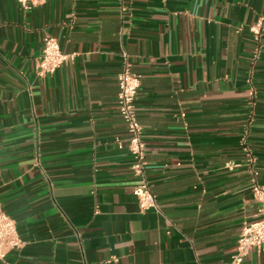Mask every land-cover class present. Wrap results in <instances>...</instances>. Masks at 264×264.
I'll return each mask as SVG.
<instances>
[{
	"label": "crops",
	"instance_id": "0c3cea01",
	"mask_svg": "<svg viewBox=\"0 0 264 264\" xmlns=\"http://www.w3.org/2000/svg\"><path fill=\"white\" fill-rule=\"evenodd\" d=\"M264 0H0V264H226L264 183ZM71 57L35 71L43 37ZM135 98L158 210H141L118 114ZM232 164V167H228ZM239 264H264V244Z\"/></svg>",
	"mask_w": 264,
	"mask_h": 264
},
{
	"label": "built area",
	"instance_id": "2783aa9c",
	"mask_svg": "<svg viewBox=\"0 0 264 264\" xmlns=\"http://www.w3.org/2000/svg\"><path fill=\"white\" fill-rule=\"evenodd\" d=\"M22 8L43 0H16ZM264 17L258 16L249 26L254 39L258 40L263 30ZM70 55L62 52L54 36L45 35L41 53L35 60L37 75L43 76L53 73L70 59ZM118 114L121 117L127 132V152L132 156L131 170L137 181L132 193L141 210H158V204L149 187L146 174L145 143L142 139V127L138 120L135 98L139 89L140 80L131 69L130 63L124 60L116 75ZM229 164L228 167H232ZM257 171H252V194L258 202V216L256 219L243 224L237 244L230 261L226 264H239L252 248L258 250L264 244V183L256 180ZM22 245L17 234L14 220L3 211L0 206V260L14 248Z\"/></svg>",
	"mask_w": 264,
	"mask_h": 264
}]
</instances>
